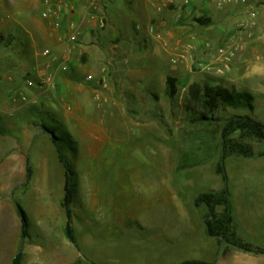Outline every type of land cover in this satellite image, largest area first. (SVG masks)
I'll return each mask as SVG.
<instances>
[{
    "label": "rangeland",
    "instance_id": "obj_1",
    "mask_svg": "<svg viewBox=\"0 0 264 264\" xmlns=\"http://www.w3.org/2000/svg\"><path fill=\"white\" fill-rule=\"evenodd\" d=\"M25 2L0 0V103L12 101L17 106H26L29 111L42 108L51 112L65 124L67 139L73 143L75 151L65 146L64 151L75 172L72 211L77 245L68 239L66 245L58 242L56 261L64 264H176L194 259L213 262L223 257L227 245L217 241L221 246L216 253L212 251L211 243L217 239L206 234L204 216L208 209L197 207L195 199L203 192L217 191L227 185L236 204L237 197L232 193L235 179L227 171L224 182L216 173L223 155L220 126L208 127L205 122L191 126L185 107L189 85L193 82L208 84L209 80L202 77L206 75L212 77L211 82L231 84V88L252 94L255 114L264 124V98L260 96V88H244L240 78L242 72L245 73L244 60L247 59L245 65L255 63L252 55L257 48H264L259 44L264 39L263 6H252L246 12L250 5L247 0L246 3L233 0L234 6L244 11V25L236 26L239 52L228 75L217 77L191 67L192 73H187L195 74L196 79H190L189 85H180L174 99L167 96L166 90L157 95L158 101L146 94L144 107H140L133 100L122 102V94L119 105L115 101L116 94L109 91L105 99L96 100L93 96L92 103L83 101L75 106L68 92L61 101L54 95L33 98L29 93L30 77L21 68L20 55L22 42L28 41L25 24L30 13ZM32 7L35 9L34 2ZM191 19L189 22L193 23L194 18ZM189 53L201 58L194 49ZM189 53L182 57L183 65L186 61L191 64ZM239 58L241 61L235 70ZM231 75L236 78L226 81ZM160 80L152 79L150 86L164 90ZM23 96L37 102H25ZM29 111L23 112L29 114ZM233 111L250 115L248 109ZM217 116L227 118L228 114L220 110ZM40 123L42 125H36L35 129L41 134L32 141L29 157L31 179L37 182L34 195L30 200L33 186L30 184L20 187L12 199L15 211L19 204L26 212L27 238L34 243H40L41 238L30 201L39 207V222L45 228L61 232L66 216L61 207L65 169L59 162L49 131L44 129V126L50 128L51 122L43 116ZM58 133L63 137L62 131ZM239 136V132L233 135L236 139H240ZM245 141L257 152L264 150V142ZM241 160L242 157L235 155L228 157L224 161L225 171L227 166L241 165ZM183 215L188 217L181 218ZM255 215L254 234L246 241L264 247V237L260 235L264 231V216ZM253 258L258 264L262 263L261 257Z\"/></svg>",
    "mask_w": 264,
    "mask_h": 264
},
{
    "label": "crops",
    "instance_id": "obj_2",
    "mask_svg": "<svg viewBox=\"0 0 264 264\" xmlns=\"http://www.w3.org/2000/svg\"><path fill=\"white\" fill-rule=\"evenodd\" d=\"M189 1L190 5L187 6L185 0H53L56 10L60 12L50 19H44L42 0H26L25 7L30 13L25 24L28 41L22 42L20 55L21 68L30 77L28 82L32 83L27 84L29 93L33 98L50 94L61 101L68 92L72 94L76 106L83 101L92 103L93 96L96 100L105 99L110 91L116 94L117 104L124 94L122 102L133 100L144 107L146 94L158 101L157 95L166 90L167 78L170 76L177 79L178 90L180 85H189V80L196 79V75L187 73H192L191 64L186 61V65H183L182 57L194 49L200 57L206 58L200 49V44L206 41L214 44L235 40L238 42L236 26L244 25V11L234 6L233 0ZM33 2L35 9L32 7ZM247 3L250 5L245 9L246 12L252 6L262 5L264 8V0H247ZM91 4L95 6L91 8ZM202 17L211 19L210 24L203 26L195 21ZM191 18H194L193 23L189 22ZM57 21L61 22V28L55 27L54 23ZM72 22L81 26L82 35L69 53L67 36ZM261 41L259 44L264 45V39ZM257 49L252 55L256 62L252 64L248 61L245 65L247 59L244 60L245 73L242 72L240 78L244 88H260V96L264 98V48ZM44 51H49L56 59L43 57ZM240 61L241 58L236 61L235 70ZM62 63L70 67V72L58 71V64ZM101 69H106L110 76V86L106 91L85 83L88 75H98ZM55 71L58 72L51 85L47 83V78ZM202 77L209 80L208 84L202 85H216L210 81L212 77ZM155 78L163 81L164 90H154L150 86ZM234 78L231 75L226 81L231 82ZM230 85L224 86L231 88ZM129 93L130 97L127 96ZM34 109L29 111L26 106H17L12 101L0 103V264H13L20 252L23 254L21 264H52L51 261L57 259V243H68L65 235L66 216L62 220L63 229L57 233L43 227L39 222V207L30 201L37 215L33 219L38 222L41 238L40 243H34L27 238L29 231L26 230V236L23 237L22 218L12 205V199L20 187L33 185L29 195L32 200L33 189L37 185L36 181L27 178L32 141L41 134V131L36 132L35 129L36 125H41V119ZM25 110L30 115L23 112ZM261 153L264 150L255 151L253 157L242 158L241 165L227 166L225 171V174L229 171L235 179L232 193L237 197L236 204L232 201L230 191L233 217L237 234L245 242L254 234L252 226L257 219L255 214L264 216V157L260 156ZM37 205L40 206V203ZM63 211L66 215L64 209ZM261 232L263 233L260 235L264 237V231ZM220 246L217 240L211 243L214 253ZM256 256L226 246L224 256L213 262L258 264L253 258ZM258 256L261 257V264H264V255ZM55 264L64 263L56 261Z\"/></svg>",
    "mask_w": 264,
    "mask_h": 264
},
{
    "label": "trees",
    "instance_id": "obj_3",
    "mask_svg": "<svg viewBox=\"0 0 264 264\" xmlns=\"http://www.w3.org/2000/svg\"><path fill=\"white\" fill-rule=\"evenodd\" d=\"M195 21L200 25L207 26L210 24L209 18H196ZM166 94L170 98H175L178 93L177 79L175 77L167 78ZM255 97L247 92H241L234 88H228L221 84L214 86L193 83L189 88V98L185 107V113L189 117V124L207 123L208 127L220 126L222 134L223 162L230 156L242 158H251L255 155L254 148L245 140L254 139L257 142H264V124L257 118L255 114ZM248 109L250 115L236 114L233 109ZM222 110L227 112V118H220L217 113ZM38 118L47 117L51 122V127L44 126L49 131L51 142L58 152L59 162L65 169V185L62 207L66 212L67 222L65 226V235L67 239L74 245H77L73 226L72 205L75 200V172L70 162L69 155L64 151L72 149L73 143L67 139L65 124L58 120L51 112H45L42 108L34 109ZM42 125V124H41ZM63 132V137L58 131ZM239 132L240 139L233 137ZM75 154V152H74ZM260 156L264 157V153ZM221 162L217 166V174L222 176L224 182L227 181L224 164ZM32 177V167L30 161L27 163V178ZM197 207L205 206L208 212L204 216L206 234L208 237L215 238L221 244H226L229 248H234L253 255H264V248L243 241L239 238L233 217V207L230 198V192L225 186L220 191H207L201 193L195 199ZM18 211L22 218L23 237L26 236L27 215L23 208L18 204ZM225 239L226 242H223ZM23 254L18 253L13 264H21ZM87 264H95L87 262ZM176 264H214V262H206L202 260H185Z\"/></svg>",
    "mask_w": 264,
    "mask_h": 264
},
{
    "label": "built area",
    "instance_id": "obj_4",
    "mask_svg": "<svg viewBox=\"0 0 264 264\" xmlns=\"http://www.w3.org/2000/svg\"><path fill=\"white\" fill-rule=\"evenodd\" d=\"M242 3H246V0H241ZM44 10L42 12V17L44 19H50L51 17L56 16L60 10H56L53 0H42ZM185 4L187 6L190 5L189 0H185ZM95 6L91 4V8ZM252 17H255V13H252ZM56 28H61V22L57 21L54 23ZM82 35V28L77 23L72 22L69 25V33L67 36V43L69 46L68 52L71 53L73 47L79 42V39ZM236 41L230 42H221V43H212V42H203L200 44V49L203 52L206 58H199L192 53H189L188 59L191 63V67L198 69L203 72L212 73L217 77H224L228 75L232 68L233 63L236 60L239 52V46H237ZM43 57H52L56 59V57L51 56L49 51L42 52ZM58 71L59 72H70V67L67 64H58ZM57 71V72H58ZM57 72H53L48 76L47 83L53 84L56 79ZM28 85H32L31 82H27ZM85 83L87 85H93L97 89L100 90H108L110 86V76L106 69H101L98 75L90 74L86 77ZM23 101L36 103L37 99H30L27 96L22 97Z\"/></svg>",
    "mask_w": 264,
    "mask_h": 264
},
{
    "label": "water",
    "instance_id": "obj_5",
    "mask_svg": "<svg viewBox=\"0 0 264 264\" xmlns=\"http://www.w3.org/2000/svg\"><path fill=\"white\" fill-rule=\"evenodd\" d=\"M222 164H224L223 160H222ZM222 241H223V242H226V240H225V239H222Z\"/></svg>",
    "mask_w": 264,
    "mask_h": 264
}]
</instances>
